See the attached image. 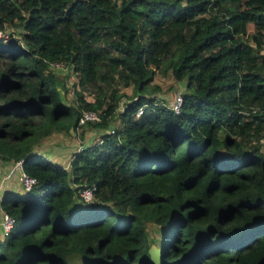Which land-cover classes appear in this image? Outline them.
<instances>
[{
  "label": "trees",
  "instance_id": "1",
  "mask_svg": "<svg viewBox=\"0 0 264 264\" xmlns=\"http://www.w3.org/2000/svg\"><path fill=\"white\" fill-rule=\"evenodd\" d=\"M7 28L0 161L37 183L1 196L0 264H264V0H0ZM158 71L185 82L178 112ZM85 110L99 139L68 166L34 149Z\"/></svg>",
  "mask_w": 264,
  "mask_h": 264
},
{
  "label": "rangeland",
  "instance_id": "2",
  "mask_svg": "<svg viewBox=\"0 0 264 264\" xmlns=\"http://www.w3.org/2000/svg\"><path fill=\"white\" fill-rule=\"evenodd\" d=\"M14 29L7 28L6 33L11 34ZM56 71H59L62 74H68L67 76V90L64 92L65 98L68 101L74 100L75 88V76L73 75L72 71L64 65H58L53 67ZM152 84L158 86L157 91L154 94L155 102H165L166 104H170L175 95L177 93H181L184 89V81H176L171 72H160L158 71ZM85 92V91H84ZM119 92H123L127 94L126 96H130L132 94L131 86L128 87H119ZM87 99H91V95L88 93H84ZM125 100V99H123ZM118 117L114 120L115 124H118ZM114 124V125H115ZM98 133H95L93 129H90L86 124H83L76 129L68 132H54L48 136H44L40 139L39 143L35 144L34 149L40 153H43L47 158L56 161L59 164L67 165L68 160L72 156L73 152L79 149L84 144H91L98 141ZM19 169L18 167L13 168ZM18 181H19V170H18ZM22 188L19 189L17 192H22ZM149 236L151 240L158 239L160 236V229L156 227L155 224L149 223L148 224ZM2 232V231H1ZM2 236V233H1Z\"/></svg>",
  "mask_w": 264,
  "mask_h": 264
},
{
  "label": "built area",
  "instance_id": "3",
  "mask_svg": "<svg viewBox=\"0 0 264 264\" xmlns=\"http://www.w3.org/2000/svg\"><path fill=\"white\" fill-rule=\"evenodd\" d=\"M0 37H2L4 40H6L8 37V34L6 32H2L0 30ZM58 65H64V64L62 62H58V61H55L52 63L53 67L58 66ZM181 103H182V94L177 93L175 95L173 101L169 104V107L174 112H178L180 109ZM121 110H123V108H121ZM141 111H142V108H139L136 112V116L140 115ZM98 120H100V115L97 111L85 110L79 116L78 124L83 125L86 122L98 121ZM258 142L261 145V147L264 149V137H260ZM21 163H22V160H18L14 164H15V167L19 168V180H20V183L22 184L23 190L25 192H27L37 183V179L35 177L27 174L22 169ZM94 188H95L94 186H91V187H84V188L80 189L79 193H78L79 200H81L82 202H90L93 199ZM13 223H14V218L11 215H9L8 213L3 211L1 221H0L1 231H2L3 236H6L10 233L12 226H13Z\"/></svg>",
  "mask_w": 264,
  "mask_h": 264
},
{
  "label": "crops",
  "instance_id": "4",
  "mask_svg": "<svg viewBox=\"0 0 264 264\" xmlns=\"http://www.w3.org/2000/svg\"><path fill=\"white\" fill-rule=\"evenodd\" d=\"M79 127V126H78ZM113 128L110 127V130H112ZM54 133V132H53ZM48 136V135H47ZM99 136V135H98ZM99 138V137H98ZM81 147H84L81 146ZM80 147V148H81ZM37 151V150H36ZM43 154V153H42ZM50 159V158H49ZM71 159V157H70ZM70 159L67 162V165L70 161ZM51 160V159H50ZM53 161V160H52ZM57 161V160H56ZM54 161V162H56ZM15 162L12 161H0V200H1V196L3 194V192L5 190H13V191H18L19 189L22 188V184L20 183V180L18 181V170L19 169H14L15 168ZM57 163V162H56ZM63 165V164H62ZM65 166V165H64ZM25 191L23 190L20 193H24ZM2 212L3 210L1 209L0 206V221H1V217H2ZM1 225H0V237H1Z\"/></svg>",
  "mask_w": 264,
  "mask_h": 264
},
{
  "label": "water",
  "instance_id": "5",
  "mask_svg": "<svg viewBox=\"0 0 264 264\" xmlns=\"http://www.w3.org/2000/svg\"><path fill=\"white\" fill-rule=\"evenodd\" d=\"M148 252L150 254L151 260L154 261L155 263H159L160 254H161L160 247L152 243L148 248Z\"/></svg>",
  "mask_w": 264,
  "mask_h": 264
}]
</instances>
